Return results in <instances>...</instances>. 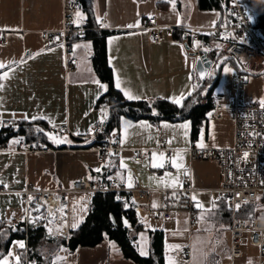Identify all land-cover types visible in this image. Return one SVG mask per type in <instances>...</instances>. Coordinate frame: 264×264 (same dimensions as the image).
I'll list each match as a JSON object with an SVG mask.
<instances>
[{
  "label": "crops",
  "instance_id": "obj_1",
  "mask_svg": "<svg viewBox=\"0 0 264 264\" xmlns=\"http://www.w3.org/2000/svg\"><path fill=\"white\" fill-rule=\"evenodd\" d=\"M76 2L82 19L76 12L73 26L82 29L90 27L87 29H91L92 34L90 38L73 42L71 57L77 63L68 69L63 47L40 38L43 31L61 28L62 0H0V30L7 32V42L0 46V64L6 65L0 68V75L7 73L0 80L3 85L0 89V122L8 120L14 125L28 126V135L39 126L44 129L66 126L69 130L58 136L65 142L49 140L53 147L42 146L50 148L49 152H29L34 146L24 142L25 136L12 138L9 147L0 149V222L14 227L24 216L23 192L27 189L52 193L61 199L67 213L68 233L81 226L89 214L90 204H93V193L64 192L76 182H87L92 189H99L106 187L105 183L118 180L128 188L151 190L152 209L160 206L162 191L179 190L188 184L192 189L194 205L193 225L190 226L185 212L174 213L169 219H149L144 223L136 220L137 225H142V230L134 245L139 255L143 248L148 256L149 232L160 231L163 235L164 264H193V247L200 241L202 245L204 240L201 229L193 230L198 220L201 221L197 216L202 217L211 206L216 216L227 225L226 245L218 250V254L214 252L217 244L204 245L210 259L206 264H222L227 257L229 215L227 217L219 205L224 201L212 197V193L220 187V171L209 159L194 157L192 151L231 147L233 123L229 113H221L219 119L209 115L208 120L198 125L194 136L190 120L155 125L148 121L132 122L122 118L118 128L110 134L121 141L123 149L104 162L97 160L93 149L62 146L89 135L91 127L100 121H107L110 114L107 105L99 104L106 86L93 68L92 43L96 36L101 39L113 85L126 101L167 100L172 103L173 98L183 96L182 103L204 80L210 82L217 77L212 91L214 104L226 107L233 97L231 77L234 74L244 79L242 102L259 101L264 95V82L260 77L264 72L254 65H239L228 57L223 68L220 71L217 69L218 73L213 66L202 81L195 72L191 53L202 49L209 57V49H214L220 54L222 52L215 47L218 46L217 40L211 37L209 46H206L203 42L206 37L184 40L183 34L180 39L162 30L161 43L154 44L150 41V32L143 29L149 18H154L161 26L223 27L229 22L224 5L222 11H218L201 10L198 0H175L174 5L172 0ZM101 19L105 20V28L99 27ZM102 32L109 34L102 39ZM185 43L189 49H186ZM212 61L218 66L221 64L217 57ZM230 64H235L237 70H228ZM118 81L120 88L116 86ZM122 89L138 98L127 99ZM183 124L188 127H180ZM160 141L165 143L164 148L159 146ZM199 143H203L204 147H197ZM137 152L140 158L135 161ZM153 154H156L155 163L162 164V167L152 166ZM174 159L181 167L173 166ZM129 184L132 186L129 187ZM141 234L147 236V245L140 241ZM18 241L22 242L13 240L2 257L6 264L20 262L22 248L16 244ZM9 252L12 256H8ZM41 254L48 264H134L123 259L118 247L108 241L92 248L79 247L74 252L64 247L55 250L44 245ZM188 255L189 258H186ZM216 256L222 260L217 261Z\"/></svg>",
  "mask_w": 264,
  "mask_h": 264
},
{
  "label": "built area",
  "instance_id": "obj_2",
  "mask_svg": "<svg viewBox=\"0 0 264 264\" xmlns=\"http://www.w3.org/2000/svg\"><path fill=\"white\" fill-rule=\"evenodd\" d=\"M251 2L252 0H225L224 11L229 17V22L223 27L198 29L188 26H161L154 18H149L143 29L150 32V41L154 44L161 43L162 30L171 36L183 34L190 40L213 37L218 42L215 47L224 55L239 65H254L264 72V42L252 28L248 13ZM77 10L76 0H62L61 28L40 33L44 42H54L63 47L68 69L77 63L76 59L71 57L73 42L83 39L86 34L85 29L73 26ZM99 27L105 28L104 19L99 21ZM6 42L7 32L0 30V46ZM231 79V103L226 107L214 106L210 114L211 118L219 119L221 113H229L233 123L231 147L205 152L192 151V155L209 159L220 171V187L212 193V197L221 198L229 213L227 257L222 264H239L243 260L241 246L245 241L256 250V259L252 264H264V108L257 100L242 102L244 79L238 74L232 75ZM10 125L8 120L0 122L1 127ZM108 128L107 121H100L91 127L89 135L81 138H99V144L90 148L97 153L99 162L117 155L123 149L121 141L108 133ZM45 132L57 137L68 133L69 130L66 126H48ZM159 146L164 148L165 143L160 141ZM37 151L49 152L51 149L41 146L29 149V152ZM139 156L140 153L137 152L134 160L138 161ZM64 192L111 193L114 201L130 209L140 223L149 219H169L174 213L185 212L189 216L190 226L193 225L194 205L191 200L192 189L188 184L179 190L162 191L163 197L156 209L150 208V196L153 191L128 188L118 180H113L108 186L99 189H92L87 182L79 181ZM23 196L24 216L16 222V225H22L25 230L22 239L24 247L21 249V260L18 264H33L30 259L28 229L40 228L47 237L63 238L67 234V213L64 203L52 193L27 189ZM29 197H33L31 202ZM93 209L94 205L90 204L89 213ZM36 217L40 219H35ZM186 258H189V255Z\"/></svg>",
  "mask_w": 264,
  "mask_h": 264
},
{
  "label": "trees",
  "instance_id": "obj_3",
  "mask_svg": "<svg viewBox=\"0 0 264 264\" xmlns=\"http://www.w3.org/2000/svg\"><path fill=\"white\" fill-rule=\"evenodd\" d=\"M224 4L225 0H198V7L201 10L222 11V5ZM248 13L252 28L264 42V13L257 15L255 18L252 17L250 10ZM90 31L91 29H87L84 38H90L92 34ZM107 34L109 33L102 32L100 36L103 39ZM175 37L182 39V34H176ZM210 40L211 38L206 37L203 42H205L206 46H209ZM92 44L93 68L98 79L104 82L106 86V91L99 100V104L107 105L110 110L107 120L109 125L108 133L118 128L122 118L132 122L148 121L155 125L160 122L177 123L190 120L194 136L198 125L208 120L215 106L212 91L217 77L210 82L204 80L199 88L195 89L180 105L167 100L126 101L113 85L111 70L107 65L99 36H96ZM218 54V51L209 49L208 55L212 60L216 57L218 60L228 58L223 53ZM220 70L221 64L218 66V71ZM28 128V126L22 124L0 127V149L9 147V141L12 138L23 136H25L24 142L33 144L34 148L54 146L49 141L51 139H49V135L46 134L43 127L39 126L31 135L26 132ZM73 141L72 144L62 146V148L90 149L99 144V138L73 139ZM108 185L109 183H105V186ZM92 203L94 205L92 212L87 215L77 230L68 231L65 238L50 239L44 235L40 228L28 229L30 259L33 264H48L41 254L44 245L55 250L64 247L67 251L74 252L79 247L92 248L104 241L114 243L118 247L121 257L132 261L134 264H164L163 235L160 231L149 232V255L142 257L138 254L134 245L138 233L142 230V225L136 224L132 211L123 204L115 202L111 193L95 192L92 197ZM219 205L228 217L229 213L225 208L224 202H220ZM24 231L23 226L20 224L9 227L4 222H0V259L5 255L13 240L23 239Z\"/></svg>",
  "mask_w": 264,
  "mask_h": 264
},
{
  "label": "rangeland",
  "instance_id": "obj_4",
  "mask_svg": "<svg viewBox=\"0 0 264 264\" xmlns=\"http://www.w3.org/2000/svg\"><path fill=\"white\" fill-rule=\"evenodd\" d=\"M249 9L251 11L252 17H256L259 14H263L264 13V5L262 4L261 0H252ZM226 56V55H225ZM225 60L226 59H222L221 60V68H223V66L225 65ZM227 63V62H226ZM229 69L231 72L234 70H237V67L235 66V64L233 65H228ZM225 71L227 70V67H225ZM263 78V82H264V75L260 76ZM264 98V95L263 97ZM261 98V99H262ZM260 101V99H259ZM58 137V136H57ZM197 218H200L201 221L198 220V223L196 224V227L193 230L196 229H201L203 234H204V240H203V244L201 245V241L198 243L199 245L194 246L193 247V251H192V257H193V264H206L207 261H209V256H207L206 254V250L205 247L208 245H215L217 244L215 247V254H218V250L224 248V246L226 245V229H227V225L225 224L224 221H222L221 219H219L216 216V212L215 210H213L211 208V206L208 208V210H206L203 213V216H197ZM162 219V218H159ZM200 222V223H199ZM147 236L145 234H141V240L140 241H144V243L147 245ZM216 242V243H215ZM205 245V247H204ZM205 250V251H204ZM241 250H242V257L243 260L239 262V264H252L255 259H256V250L254 248H252L246 241L242 244L241 246ZM145 253L146 249H144ZM220 254V252H219ZM141 255V254H140ZM141 256H147V255H141ZM217 261H221L222 258L219 256L215 258Z\"/></svg>",
  "mask_w": 264,
  "mask_h": 264
},
{
  "label": "snow or ice",
  "instance_id": "obj_5",
  "mask_svg": "<svg viewBox=\"0 0 264 264\" xmlns=\"http://www.w3.org/2000/svg\"><path fill=\"white\" fill-rule=\"evenodd\" d=\"M172 3H173V5H174V4H175V0H172ZM76 15H77L78 17H81V14H80L79 12H77ZM81 19H82V17H81ZM135 26H137V25H129L128 27H135ZM4 67H6V65H4V64H0V68H4ZM6 75H7V73H4V74L0 75V80H3V79L6 77ZM97 83H98V82H97ZM116 86H117V88H120V83H119V81L117 82V85H116ZM101 87H103V85H101ZM2 88H3V85L0 84V89H2ZM122 91H123V93H124V96H125L127 99H129V100L134 99V98H138V97H134L130 91L123 90V89H122ZM182 99H183V96H182L181 98H173V99H172V103L177 104V105H180ZM259 103H260V106H261L262 108H264V98L260 99ZM40 118L42 119L43 117H40ZM32 119H37V117H33ZM180 127L186 129V128L188 127V125H187V124H183V125H180ZM77 134H79V133H77ZM49 139H51L54 143H62V142H65V141L62 140L61 138H59V137H53V136H51V135H49ZM16 142L18 143L19 141H16ZM169 143H170V141H169ZM197 147L203 148V147H204V144H203V143H199V144L197 145ZM246 155H247V153H245V156H246ZM161 158H162V157H161ZM177 159H179V157H177ZM155 160H156V154H153V165H152L153 167H162V166H163L162 164H157V163H155ZM172 164H173L174 167H177V168L181 167V165L177 163V160H176V159H174V160L172 161ZM96 171L99 172L100 169H96ZM184 174L187 175V172H185ZM128 186L131 187L132 185L129 184ZM5 187H6V185H5ZM32 200H33V197H29V202H31ZM193 200L195 201V197H193ZM196 206H197V207H200L199 204H197ZM153 207H156V205L153 204ZM237 208H239V205H237ZM38 210H39V209H37V211H38ZM35 219H40V217H36ZM30 222H31V221H30ZM125 223H126V222H125ZM73 227H75V225H73ZM16 244H18V246H19L20 248H23V247H24L23 242H19V241H18V242H16ZM140 254H141V255H146V253H145V251H144L143 248L140 249ZM8 256H12V253L9 252V253H8ZM16 259H17V261L19 260L18 257H17ZM0 264H6V262H5L3 259H0Z\"/></svg>",
  "mask_w": 264,
  "mask_h": 264
},
{
  "label": "water",
  "instance_id": "obj_6",
  "mask_svg": "<svg viewBox=\"0 0 264 264\" xmlns=\"http://www.w3.org/2000/svg\"><path fill=\"white\" fill-rule=\"evenodd\" d=\"M264 5V0H261ZM184 40L186 37L184 36ZM186 49H189V46L185 43ZM191 56L194 57V69L197 73L200 80H204L208 74V71L214 66L216 73L218 69V64H214V62L207 56L206 50H195L191 53Z\"/></svg>",
  "mask_w": 264,
  "mask_h": 264
},
{
  "label": "bare ground",
  "instance_id": "obj_7",
  "mask_svg": "<svg viewBox=\"0 0 264 264\" xmlns=\"http://www.w3.org/2000/svg\"><path fill=\"white\" fill-rule=\"evenodd\" d=\"M86 30V32H87V29H85ZM77 61V60H76Z\"/></svg>",
  "mask_w": 264,
  "mask_h": 264
}]
</instances>
